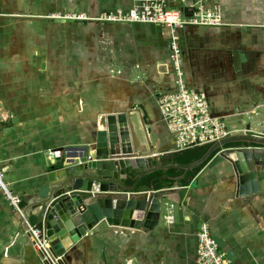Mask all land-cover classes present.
<instances>
[{"label":"crops","instance_id":"0c3cea01","mask_svg":"<svg viewBox=\"0 0 264 264\" xmlns=\"http://www.w3.org/2000/svg\"><path fill=\"white\" fill-rule=\"evenodd\" d=\"M175 5L168 0L169 9ZM131 6L132 0H0V166L4 184L21 201L45 185L53 165L48 152L60 151L62 162L92 141L98 113L138 110L155 153L164 157L160 164L180 153L173 151V135L156 104L158 95L173 88L167 30L66 18L127 12ZM215 6L225 26L179 32L186 82L207 94L214 116L242 133L245 127L231 126V119L264 112V0H210L205 7ZM222 39L231 48L200 68L198 45ZM251 130L259 131L255 124ZM222 167L204 174L181 206L176 193L169 194L174 177L160 180L173 187L156 190L163 192L166 210L147 239L101 226L73 245L64 262L194 264L195 235L206 223L225 254L241 264H264V193L234 199ZM170 213L174 222L166 225ZM18 226L0 190V264H40L28 239L16 242Z\"/></svg>","mask_w":264,"mask_h":264},{"label":"water","instance_id":"95a60500","mask_svg":"<svg viewBox=\"0 0 264 264\" xmlns=\"http://www.w3.org/2000/svg\"><path fill=\"white\" fill-rule=\"evenodd\" d=\"M209 1L175 0V6L189 15ZM234 61L237 67V59ZM256 117L259 131H252L247 124L242 133L210 145L197 161L160 164L164 157L160 159L155 153L138 110L98 113L92 141L72 158L53 160L44 175L43 188L21 201L20 212L15 211L19 223L16 242L21 236L25 241L28 239L24 220L30 227L43 231L58 256L65 255L101 226L125 229L147 239L166 210L164 194L155 188L158 178L153 176L160 171L163 174L171 169L182 171L180 176L168 177L174 181L169 194L176 193L180 206L187 201L197 181L221 164L222 171L231 179L234 199L264 193V112ZM198 168L199 174L188 180L186 187L179 188L183 177ZM166 177L163 175L159 180ZM214 240L223 251L220 239ZM226 257L241 264L233 253H226Z\"/></svg>","mask_w":264,"mask_h":264},{"label":"built area","instance_id":"2783aa9c","mask_svg":"<svg viewBox=\"0 0 264 264\" xmlns=\"http://www.w3.org/2000/svg\"><path fill=\"white\" fill-rule=\"evenodd\" d=\"M168 0H132V6L127 12L115 11L101 14L98 17H88L85 14H73L67 19L78 21H99L113 23H139L159 25L168 32L169 61L173 73V88L171 91L157 96L156 104L162 119L174 138V152L187 149L210 146L228 136L238 134L231 129L224 118L214 116L210 111L207 94L188 87L183 67L182 50L179 32L187 27H223L221 9L217 6L206 8L199 6L189 15H184L180 9H169ZM53 160H60V151L48 152ZM0 190L7 203L14 211H18L21 203L3 182V172L0 166ZM23 218V216L21 215ZM174 218L171 213L165 216L166 225H171ZM27 236L32 248L36 251L40 264H66L63 256H58L43 231L30 227L24 220ZM196 252L194 264H234L210 233L208 224H200L196 232Z\"/></svg>","mask_w":264,"mask_h":264},{"label":"trees","instance_id":"16d2710c","mask_svg":"<svg viewBox=\"0 0 264 264\" xmlns=\"http://www.w3.org/2000/svg\"><path fill=\"white\" fill-rule=\"evenodd\" d=\"M233 146H231V147H233ZM208 147L209 146H202V147H195V148L187 149V150L182 151L180 153L174 154L172 159H169L167 161L171 162V163H177V164L192 163V162L200 159L204 155V153L207 151ZM199 170H201V168H198V169H195L191 172H188L186 174V177L180 181L181 186H187L188 180L194 179V177L198 174ZM181 174H182V171L175 170V169L168 170L165 174H163V172H161V171L154 173L153 176L158 178V180L155 183L156 190L157 189L161 190V189L165 188V186H167L168 181L161 182L159 180V178L162 177L163 175H165L167 177H177V176H180ZM172 187H173V184H168V186L166 188L171 189Z\"/></svg>","mask_w":264,"mask_h":264},{"label":"rangeland","instance_id":"374dc122","mask_svg":"<svg viewBox=\"0 0 264 264\" xmlns=\"http://www.w3.org/2000/svg\"><path fill=\"white\" fill-rule=\"evenodd\" d=\"M227 35H230V32H228ZM200 44L197 47V53L195 56V59L197 60V64H199V67L204 69L207 65L210 64V56L215 55L218 51H220L222 48H231V43L228 39H222L221 41H214L213 43H208L207 45ZM196 50V48H195ZM231 73L233 74V71L231 70ZM258 121L257 117L255 115H245L242 117H239L235 121L231 119V122L229 124L231 126H235L237 129H241L246 126V124H249L251 127L254 126V124Z\"/></svg>","mask_w":264,"mask_h":264}]
</instances>
